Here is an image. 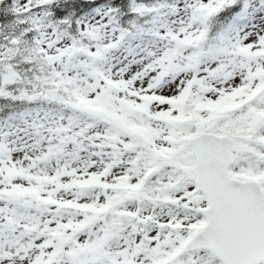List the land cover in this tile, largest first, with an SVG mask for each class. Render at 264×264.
Masks as SVG:
<instances>
[{
  "label": "snow or ice",
  "instance_id": "snow-or-ice-1",
  "mask_svg": "<svg viewBox=\"0 0 264 264\" xmlns=\"http://www.w3.org/2000/svg\"><path fill=\"white\" fill-rule=\"evenodd\" d=\"M0 264H264V0H0Z\"/></svg>",
  "mask_w": 264,
  "mask_h": 264
}]
</instances>
